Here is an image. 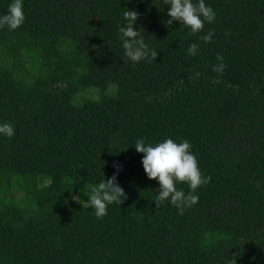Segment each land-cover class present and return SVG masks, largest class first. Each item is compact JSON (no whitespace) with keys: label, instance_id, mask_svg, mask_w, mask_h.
Instances as JSON below:
<instances>
[{"label":"trees","instance_id":"obj_1","mask_svg":"<svg viewBox=\"0 0 264 264\" xmlns=\"http://www.w3.org/2000/svg\"><path fill=\"white\" fill-rule=\"evenodd\" d=\"M205 2L195 35L165 0H24L0 28V264H264V0ZM127 9L155 60L124 56ZM166 137L211 177L182 214L134 147ZM115 166L125 198L98 219L87 196Z\"/></svg>","mask_w":264,"mask_h":264},{"label":"clouds","instance_id":"obj_2","mask_svg":"<svg viewBox=\"0 0 264 264\" xmlns=\"http://www.w3.org/2000/svg\"><path fill=\"white\" fill-rule=\"evenodd\" d=\"M168 5V25L174 21L190 29L195 35L204 29L205 22L211 23L216 18L213 8L206 4L205 0H165ZM137 12L134 10L125 11L123 14L125 23L118 28L121 46L124 56L131 62L155 60L157 50L150 48L138 29L134 28L137 19ZM25 21L24 0H11L7 12L0 15V28L7 27L9 30L19 28ZM214 32L208 31L199 37L205 44H210L213 40ZM199 44L192 43L188 46L187 54L195 56ZM218 63L212 70L218 74H223L227 67L224 58L217 54ZM199 76V73H196ZM15 135V128L12 124L0 123V136L12 138ZM135 150L142 153L141 163L146 176L155 179L159 184V193L155 195V204L163 206L165 201H169L182 214L186 207L198 202L196 189L209 183L211 177L204 176L198 165L197 158L192 152L191 143L187 139L176 142L170 137L159 142H149L144 138L136 141ZM107 179L99 182L98 186L92 189L90 196H87L86 207H91L95 211L98 219L107 215L108 205L113 203L121 204L125 198L122 187L116 182L119 171ZM178 183H187L190 191L185 193L178 189Z\"/></svg>","mask_w":264,"mask_h":264},{"label":"rangeland","instance_id":"obj_3","mask_svg":"<svg viewBox=\"0 0 264 264\" xmlns=\"http://www.w3.org/2000/svg\"><path fill=\"white\" fill-rule=\"evenodd\" d=\"M83 95H87V96H91L92 95V93L91 92H87V93H83Z\"/></svg>","mask_w":264,"mask_h":264}]
</instances>
